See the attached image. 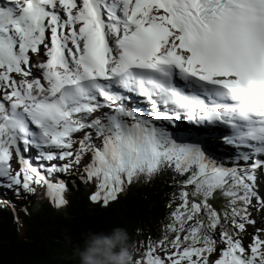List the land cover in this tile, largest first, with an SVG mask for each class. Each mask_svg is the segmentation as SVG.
I'll return each instance as SVG.
<instances>
[{
    "label": "snow or ice",
    "instance_id": "snow-or-ice-1",
    "mask_svg": "<svg viewBox=\"0 0 264 264\" xmlns=\"http://www.w3.org/2000/svg\"><path fill=\"white\" fill-rule=\"evenodd\" d=\"M73 167L102 206L172 173L134 264H264V0H0V190Z\"/></svg>",
    "mask_w": 264,
    "mask_h": 264
},
{
    "label": "trees",
    "instance_id": "trees-1",
    "mask_svg": "<svg viewBox=\"0 0 264 264\" xmlns=\"http://www.w3.org/2000/svg\"><path fill=\"white\" fill-rule=\"evenodd\" d=\"M81 176L76 167L69 173L53 174V182L59 179L66 184V204L59 207L44 188L17 198L19 205L0 198V264H75L73 249L86 233L108 232L117 226L127 231L134 256L145 250L149 239L161 238L171 211L170 194L175 190L171 172L147 181L141 178L107 206L89 200L95 185Z\"/></svg>",
    "mask_w": 264,
    "mask_h": 264
},
{
    "label": "clouds",
    "instance_id": "clouds-1",
    "mask_svg": "<svg viewBox=\"0 0 264 264\" xmlns=\"http://www.w3.org/2000/svg\"><path fill=\"white\" fill-rule=\"evenodd\" d=\"M135 248L127 231L113 227L108 232H88L74 247L75 264H134Z\"/></svg>",
    "mask_w": 264,
    "mask_h": 264
},
{
    "label": "rangeland",
    "instance_id": "rangeland-1",
    "mask_svg": "<svg viewBox=\"0 0 264 264\" xmlns=\"http://www.w3.org/2000/svg\"><path fill=\"white\" fill-rule=\"evenodd\" d=\"M79 135H81V134H78L77 136H79ZM210 141V139L208 140V142ZM74 147H75V145H74ZM215 151H216V148H215ZM56 162V161H55ZM60 162L58 161V164H59ZM257 180H258V183H259V185H260V194L261 195H264V176H259V178H257ZM37 190H40V188H37ZM5 198H6V201H8V200H10V201H13V202H16L15 201V199L14 198H16L15 196H13V192L12 191H10L9 192V194H5ZM21 203V202H20ZM257 227H260L261 226V222L259 221V220H257V225H256ZM248 231L249 232H252L253 231V229L252 228H249L248 229ZM250 239V237H245V243L248 241Z\"/></svg>",
    "mask_w": 264,
    "mask_h": 264
},
{
    "label": "bare ground",
    "instance_id": "bare-ground-1",
    "mask_svg": "<svg viewBox=\"0 0 264 264\" xmlns=\"http://www.w3.org/2000/svg\"><path fill=\"white\" fill-rule=\"evenodd\" d=\"M212 135V134H211Z\"/></svg>",
    "mask_w": 264,
    "mask_h": 264
}]
</instances>
